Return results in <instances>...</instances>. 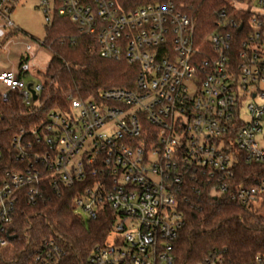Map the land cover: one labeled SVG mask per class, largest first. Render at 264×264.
<instances>
[{"label": "built area", "instance_id": "1", "mask_svg": "<svg viewBox=\"0 0 264 264\" xmlns=\"http://www.w3.org/2000/svg\"><path fill=\"white\" fill-rule=\"evenodd\" d=\"M20 1L0 0V50L18 36L8 38ZM38 1L47 24L67 18L102 59L136 76L130 87L69 94L66 108L40 116L45 80L33 44L20 69L0 72V105L17 95L33 118L0 150V264H67L65 239L18 229L26 208L66 194L87 222L113 217L87 264H176L186 210L202 211L203 192L259 213L264 176L249 185L238 171L264 165V0H230L203 39L173 2L124 11L115 0ZM199 264L233 263L214 250Z\"/></svg>", "mask_w": 264, "mask_h": 264}, {"label": "trees", "instance_id": "2", "mask_svg": "<svg viewBox=\"0 0 264 264\" xmlns=\"http://www.w3.org/2000/svg\"><path fill=\"white\" fill-rule=\"evenodd\" d=\"M124 11L155 3L173 2L195 23L200 39L215 31L217 12L228 9V0H115ZM13 9L12 11H14ZM18 30L8 34L16 36ZM45 49L51 54L43 72L44 90L40 95L45 116L57 108L67 107V96L89 98L109 88L130 87L135 69L123 62L100 57L97 41L79 32L67 18L55 14L47 24ZM22 59L17 66L20 69ZM0 125V150L9 151L10 140L21 129L28 128V107L17 95L11 96ZM241 178L253 184L257 175L264 176V165H243ZM202 211L186 210V223L175 245L176 264H199L214 250H227L233 264H248L256 255H264V215L246 210L228 200L210 197L203 192ZM113 226L108 215L96 222H87L75 212L73 195L53 197L47 205L26 208L20 214L19 232L27 231L31 238L59 236L68 242L67 264H87L92 249L103 244Z\"/></svg>", "mask_w": 264, "mask_h": 264}, {"label": "rangeland", "instance_id": "3", "mask_svg": "<svg viewBox=\"0 0 264 264\" xmlns=\"http://www.w3.org/2000/svg\"><path fill=\"white\" fill-rule=\"evenodd\" d=\"M244 7L257 10L254 6L245 5ZM11 19L18 29V36L14 42L0 50V72L17 69L27 43H32L34 47L31 53L36 56L33 63L40 71L45 72L50 63L51 54L46 49L37 51L35 45V43L44 42L47 28L46 17L40 8L39 1L21 0L13 11ZM2 90L6 91L5 88ZM255 209H259V214L264 215V207L260 209V206L256 205Z\"/></svg>", "mask_w": 264, "mask_h": 264}, {"label": "water", "instance_id": "4", "mask_svg": "<svg viewBox=\"0 0 264 264\" xmlns=\"http://www.w3.org/2000/svg\"><path fill=\"white\" fill-rule=\"evenodd\" d=\"M34 97H35V99L37 98L36 95Z\"/></svg>", "mask_w": 264, "mask_h": 264}]
</instances>
